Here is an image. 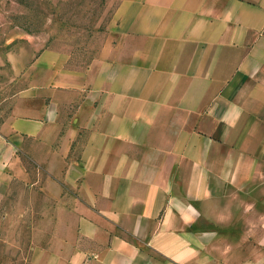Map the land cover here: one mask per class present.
Instances as JSON below:
<instances>
[{"label":"crops","instance_id":"0c3cea01","mask_svg":"<svg viewBox=\"0 0 264 264\" xmlns=\"http://www.w3.org/2000/svg\"><path fill=\"white\" fill-rule=\"evenodd\" d=\"M114 1L86 65L0 51V188L59 177L32 264H264V0Z\"/></svg>","mask_w":264,"mask_h":264},{"label":"rangeland","instance_id":"374dc122","mask_svg":"<svg viewBox=\"0 0 264 264\" xmlns=\"http://www.w3.org/2000/svg\"><path fill=\"white\" fill-rule=\"evenodd\" d=\"M115 12L114 0H0V51L11 38L29 35L44 48L68 53L73 66L86 65L114 31ZM10 76L9 67L0 59V142L3 125L11 116L8 97L22 87L21 82L13 86ZM26 151L24 143L23 163L31 170L37 164ZM35 178L37 193L30 192L26 182L13 181L0 188V264H32L33 242H43L33 240V232L52 229L49 222H42L45 212L54 214L44 209L42 193L51 202L57 200L59 177Z\"/></svg>","mask_w":264,"mask_h":264}]
</instances>
